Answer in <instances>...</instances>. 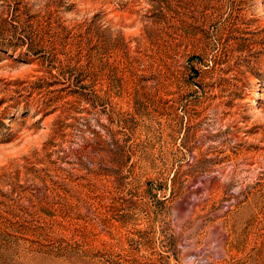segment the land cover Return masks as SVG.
<instances>
[{"label":"rangeland","instance_id":"rangeland-1","mask_svg":"<svg viewBox=\"0 0 264 264\" xmlns=\"http://www.w3.org/2000/svg\"><path fill=\"white\" fill-rule=\"evenodd\" d=\"M0 264H264V0H0Z\"/></svg>","mask_w":264,"mask_h":264}]
</instances>
